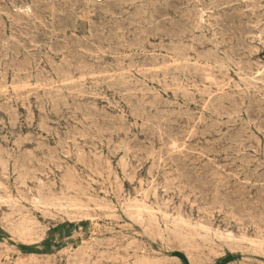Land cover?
Returning a JSON list of instances; mask_svg holds the SVG:
<instances>
[{
    "label": "rangeland",
    "instance_id": "obj_1",
    "mask_svg": "<svg viewBox=\"0 0 264 264\" xmlns=\"http://www.w3.org/2000/svg\"><path fill=\"white\" fill-rule=\"evenodd\" d=\"M82 1L0 0V264H264V0Z\"/></svg>",
    "mask_w": 264,
    "mask_h": 264
},
{
    "label": "bare ground",
    "instance_id": "obj_2",
    "mask_svg": "<svg viewBox=\"0 0 264 264\" xmlns=\"http://www.w3.org/2000/svg\"><path fill=\"white\" fill-rule=\"evenodd\" d=\"M69 1H70V0H69ZM76 1L78 2V0H76ZM83 1H84V0H83ZM83 1H82V2H83ZM85 1H86V0H85ZM105 1H106V0H105ZM108 1H109V0H108ZM115 1H116V0H115ZM159 1H160V0H159ZM162 1H163V0H162ZM169 1H170V0H169ZM195 1H196V0H195ZM235 1H237V0H235ZM52 2H53V0H52ZM55 2H56V1H55ZM55 2H54V3H55ZM82 2H81V3H82ZM88 2H89V1H88ZM88 2H87V3H88ZM123 2H124V1H123ZM135 2H137V1H135ZM166 2H167V1H166ZM191 2H192V1H191ZM197 2H198V1H197ZM207 2H208V1H207ZM207 2H206V3H207ZM221 2H222V1H221ZM230 2H231V1H230ZM230 2H229V3H230ZM79 3H80V2H79ZM101 3H103V2H101ZM121 3H122V2H121ZM167 3H168V2H167ZM188 3H189V2H188ZM211 3H212V2H211ZM211 3H210V4H211ZM260 3H261V2H260ZM34 4H35V2H34ZM69 4H70V2H69ZM95 4H96V3H95ZM103 4H104V3H103ZM153 4H154V2H153ZM155 4H156V3H155ZM219 4H220V3H219ZM223 4H224V3H223ZM35 5H36V4H35ZM37 5H40V4L37 3ZM55 5H56V4H55ZM65 5H66V4H65ZM70 5H71V4H70ZM104 5H105V4H104ZM115 5H116V4H115ZM123 5H124V4H123ZM125 5H127V4H125ZM150 5H151V4H150ZM150 5H149V6H150ZM212 5H214V4H212ZM221 5H222V3H221ZM226 5H227V4H226ZM229 5H230V4H229ZM229 5H228V6H229ZM231 5H232V4H231ZM235 5H236V4H235ZM254 5H255V4H254ZM254 5H253V6H254ZM51 6H52V5H51ZM63 6H64V5H63ZM63 6H62V8H64ZM74 6H75V4H74ZM109 6H110V5H109ZM140 6H141V4H140ZM146 6H147V5H146ZM149 6H148V7H149ZM161 6H162V5H161ZM167 6L169 7L168 4H167ZM181 6H182V5H181ZM193 6H194V5H193ZM219 6H220V5H219ZM246 6H247V5H246ZM246 6H245V7H246ZM71 7H72V6H71ZM99 7H100V6H99ZM110 7H111V6H110ZM113 7H114V6H113ZM135 7H137V6H135ZM150 7H151V6H150ZM164 7H165V5H164ZM189 7H190V5H189ZM212 7H213V6H212ZM214 7H215V6H214ZM248 7H249V6H248ZM37 8H38V7H37ZM57 8H58V7H57ZM69 8H70V7H69ZM83 8H84V7H83ZM85 8H86V6H85ZM114 8H115V7H114ZM131 8H132V7H131ZM153 8H155V7H153ZM176 8H177V7H176ZM176 8H175V10H176ZM200 8H201V7H200ZM224 8H225V7H224ZM242 8H243V7H242ZM43 9H45V8H43ZM60 9H61V8H60ZM108 9H109V8H108ZM145 9H146V8H145ZM145 9H144V10H145ZM147 9H148V8H147ZM178 9H179V8H178ZM215 9H216V8H215ZM233 9H234V8H233ZM258 9H259V8H258ZM258 9H257V10H258ZM32 10H33V9H32ZM55 10H56V8H55ZM70 10H71V9H70ZM73 10H74V9H73ZM105 10H106V9H105ZM109 10H110V9H109ZM118 10H119V9H118ZM154 10H155V9H154ZM196 10H197V9H196ZM246 10H247V9H246ZM134 11H135V10H134ZM139 11H141V10H139ZM228 11H229V10H228ZM236 11H237V10H236ZM240 11H241V10H240ZM254 11H255V10H254ZM254 11H253V12H254ZM41 12H42V11H41ZM41 12H40V13H41ZM56 12H57V10H56ZM58 12H59V11H58ZM71 12H72V11H71ZM155 12H156V11H155ZM155 12H154V13H155ZM167 12H168V11H167ZM185 12H187V11H185ZM225 12H226V11H225ZM225 12H224V13H225ZM30 13H31V12H30ZM33 13H34V12H33ZM44 13H45V12H44ZM59 13H60V12H59ZM78 13H79V12H78ZM126 13H127V12H126ZM135 13H136V12H135ZM146 13H147V12H146ZM180 13H181V12H180ZM198 13H199V12H198ZM241 13H242V12H241ZM47 14H48V12H47ZM60 14H61V13H60ZM112 14H113V13H112ZM147 14H148V13H147ZM155 14H157V13H155ZM210 14H211V13H210ZM212 14H213V13H212ZM257 14H258V13H257ZM31 15H32V14H31ZM37 15H38V13H37ZM52 15H53V14H52ZM68 15H69V14H68ZM72 15H74V14H72ZM130 15H131V14H130ZM190 15H191V14H190ZM223 15H224V14H223ZM246 15H247V14H246ZM38 16H39V15H38ZM38 16H37V17H38ZM41 16H42V14H41ZM53 16H54V15H53ZM123 16H124V15H123ZM149 16H150V15H149ZM178 16H179V15H178ZM181 16H182V15H181ZM183 16H184V15H183ZM205 16H206V15H205ZM224 16H225V15H224ZM261 16H262V15H261ZM261 16H260V17H261ZM263 16H264V15H263ZM39 17H40V16H39ZM45 17H46V16H45ZM45 17H44V18H45ZM54 17H56V16H54ZM115 17H116V16H115ZM143 17H144V16H143ZM150 17H151V16H150ZM174 17H175V16H174ZM190 17H191V16H190ZM236 17H237V16H236ZM257 17H258V16H257ZM33 18H34V17H33ZM73 18H74V17H73ZM111 18H112V17H111ZM122 18H123V17H122ZM138 18H139V17H138ZM141 18H142V17H141ZM165 18H166V16H165ZM169 18H170V17H169ZM200 18H201V17H200ZM200 18H199V19H200ZM202 18H203V17H202ZM207 18H208V17H207ZM226 18H227V17H225V19H226ZM37 19H38V18H37ZM37 19H36V20H37ZM114 19H115V18H114ZM187 19H188V18H187ZM199 19H198V20H199ZM204 19H205V18H204ZM246 19H247V18H246ZM38 20H39V19H38ZM46 20H47V19H46ZM109 20H110V19H109ZM141 20H142V19H141ZM143 20H144V19H143ZM161 20H162V19H161ZM164 20H165V19H164ZM196 20H197V19H196ZM40 21H41V20H40ZM51 21H52V20H51ZM56 21H57V20H56ZM68 21H69V20H68ZM151 21H152V20H151ZM154 21H155V20H154ZM185 21H186V20H185ZM234 21H235V20H234ZM248 21H249V20H248ZM71 22H72V21H71ZM111 22H112V21H111ZM111 22H110V23H111ZM186 22H187V21H186ZM211 22H212V21H211ZM255 22H256V21H255ZM107 23H108V22H107ZM117 23H118V22H117ZM128 23H129V22H128ZM157 23H158V22H157ZM222 23H223V22H222ZM251 23H252V22H251ZM47 24H48V23H47ZM50 24H51V23H50ZM54 24H55V23H54ZM54 24H52V25H54ZM168 24H169V23H168ZM207 24H208V22H207ZM216 24H217V22H216ZM224 24H225V23H224ZM38 25H39V24H38ZM59 25H60V24H59ZM70 25H71V24H70ZM93 25H94V24H93ZM114 25H115V24H114ZM133 25H134V24H133ZM146 25H147V24H146ZM146 25H143V26H146ZM148 25H149V24H148ZM151 25H152V24H151ZM188 25H189V24H188ZM212 25H213V24H212ZM248 25H251V24H248ZM248 25H247V26H248ZM255 25H256V24H255ZM40 26H42V25L40 24ZM61 26H62V25H61ZM84 26H85V25H84ZM84 26H83V27H84ZM89 26H90V25H89ZM95 26H96V25H95ZM117 26H118V25H117ZM154 26H155V25H154ZM235 26H236V25H235ZM252 26H253V25H252ZM257 26H259V25H257ZM45 27H46V26H45ZM53 27H54V26H53ZM71 27H72V25L70 26V29H71ZM73 27H74V26H73ZM92 27H94V26H92ZM114 27H115V26H114ZM141 27H142V26H141ZM213 27H214V26H213ZM236 27H237V26H236ZM39 28H40V27H39ZM43 28H44V27H43ZM65 28H66V27H65ZM74 28H75V27H74ZM94 28H95V27H94ZM129 28H130V26H129ZM138 28H140V27H138ZM256 28H258V27H256ZM45 29H46V28H45ZM45 29H44V30H45ZM84 29H85V28H84ZM88 29H89V28H88ZM92 29H93V28H92ZM48 30H49V28H48ZM63 30H64V29H63ZM67 30H68V28H67ZM118 30H120V28H119ZM135 30H136V29H135ZM148 30H150V29H148ZM197 30H198V29H197ZM241 30H242V29H241ZM75 31H76V30H75ZM90 31H92V30H90ZM104 31H105V30H104ZM104 31H103V32H104ZM110 31H111V30H110ZM138 31H140V30L138 29ZM164 31H165V30H164ZM187 31H188V30H187ZM201 31H202V30H201ZM257 31H258V29H257ZM122 32H123V31L121 30V33H122ZM195 32H197V31H195ZM195 32H194V33H195ZM55 33H56V32H55ZM58 33H59V32H58ZM62 33H63V32H62ZM88 33H89V32H88ZM94 33H95V32H94ZM96 33H97V32H96ZM194 33H193V34H194ZM237 33H238V32H237ZM258 33H260V32H258ZM48 34H49V33H48ZM64 34H65V33H64ZM129 34H130V33H129ZM129 34H128V36H129ZM139 34H142V33L139 32ZM150 34H151V32H150ZM153 34H154V33H153ZM189 34H190V33H189ZM195 34H196V33H195ZM195 34H194V36H195ZM239 34H240V33H239ZM263 34H264V32H263ZM62 35H63V34H62ZM70 35H71V34H70ZM101 35H102V34H101ZM103 35H104V34H103ZM119 35H120V34H119ZM146 35H147V34H146ZM166 35L168 36V34H166ZM200 35H201V34H200ZM200 35H199V36H200ZM202 35H203V34H202ZM227 35H228V34H227ZM231 35H233V34H231ZM242 35H243V34H242ZM248 35H249V34H248ZM71 36H72V35H71ZM93 36H94V35H93ZM95 36H96V35H95ZM131 36H132V34H131ZM134 36H135V35H134ZM149 36H150V35H149ZM180 36H181V35H180ZM210 36H211V35H210ZM255 36H256V35H255ZM63 37H64V36H63ZM91 37H92V36H91ZM117 37H118V36H117ZM137 37H139V35H138ZM151 37H152V36H151ZM211 37H212V36H211ZM248 37H249V36H248ZM79 38H80V37H79ZM85 38H86V37H85ZM114 38H115V37H114ZM124 38H125V37H124ZM135 38H136V37H135ZM168 38H169V37H168ZM197 38H198V37H197ZM213 38H214V37H213ZM241 38H242V37H241ZM63 39H64V38H63ZM108 39H109V37H108ZM140 39H141V38H140ZM152 39H153V38H152ZM165 39H166V38H165ZM172 39H173V38H172ZM179 39H180V38H179ZM205 39H206V38H205ZM228 39H229V35H228ZM70 40H71V39H70ZM88 40H89V39H88ZM146 40H147V39H146ZM170 40H171V39H170ZM176 40H177V39H176ZM192 40H193V39H192ZM262 40H263V38H262ZM28 41H29V39H28ZM45 41H46V40H45ZM62 41H63V40H62ZM101 41H102V40H101ZM120 41H121V40H120ZM126 41H127V40H126ZM148 41H149V39H148ZM180 41H181V39H180ZM203 41H204V40H203ZM207 41H208V40H207ZM221 41H222V40H221ZM50 42H51V40H50ZM117 42H118V41H117ZM170 42H171V41H170ZM252 42H253V40H252ZM42 43H43V42H42ZM62 43H63V42H62ZM69 43H71V41H70ZM93 43H94V42H93ZM99 43H100V42H99ZM115 43H116V41H115ZM178 43H180V42H178ZM208 43H209V42H208ZM143 44H144V43H143ZM150 44H151V43H150ZM211 44H212V43H210V45H211ZM231 44H233V43H231ZM131 45H132V44H131ZM155 45H156V44H155ZM167 45H168V44H167ZM167 45H166V46H167ZM183 45H184V44H183ZM205 45H207V44H205ZM214 45H215V44H214ZM68 46H69V44H68ZM107 46H108V45H107ZM126 46H127V45H126ZM161 46H162V45H161ZM168 46H169V45H168ZM170 46H171V45H170ZM191 46H192V45H191ZM201 46H202V45H201ZM203 46H204V45H203ZM203 46H202V47H203ZM212 46H213V45H212ZM221 46H222V45H221ZM26 47H27V46H26ZM26 47H25V48H26ZM116 47H117V46H116ZM116 47H115V48H116ZM142 47H143V45H142ZM156 47H157V46H156ZM186 47H187V44H186ZM22 48H23V47H22ZM27 48H28V47H27ZM27 48H26V49H27ZM39 48H41V47H39ZM48 48H49V47H47V49H48ZM67 48H68V47H67ZM93 48H94V47H93ZM131 48H132V47H131ZM177 48H178V47H177ZM187 48H188V47H187ZM191 48H192V47H191ZM242 48H243V47H242ZM251 48H252V47H251ZM94 49H96V48H94ZM97 49H98V48H97ZM134 49H135V48H134ZM136 49H137V48H136ZM211 49H212V48H211ZM233 49H235V48H233ZM252 49H253V48H252ZM45 50H46V49H45ZM49 50H50V49H49ZM51 50H52V49H51ZM101 50H102V49H101ZM107 50H108V49H107ZM137 50H138V49H137ZM139 50H140V49H139ZM150 50H151V49H150ZM160 50H161V49H160ZM162 50H163V49H162ZM209 50H210V49H209ZM82 51H83V50H82ZM142 51H143V50H142ZM192 51H193V50H192ZM200 51H201V50H200ZM233 51H234V50H233ZM235 51H236V50H235ZM244 51H245V50H244ZM248 51H249V50H248ZM250 51H251V50H250ZM255 51H256V50H255ZM38 52H39V50H38ZM62 52L64 53V51H62ZM111 52H112V51H111ZM143 52H144V51H143ZM201 52H202V51H201ZM251 52H252V51H251ZM22 53H23V52H22ZM63 53H62V54H63ZM65 53H66V50H65ZM78 53H79V52H78ZM100 53L103 54L104 51H103V52H100ZM115 53H116V52H115ZM170 53H171V52H170ZM172 53H173V51H172ZM177 53H178V52H177ZM180 53H181V52H180ZM214 53H215V52H214ZM220 53H221V52H220ZM224 53H225V52H224ZM249 53H250V52H249ZM262 53H263V51H262ZM12 54H13V52H12ZM28 54H29V53H28ZM42 54H43V53H42ZM52 54H53V53H52ZM120 54H121V53H120ZM239 54H240V53H239ZM239 54H238V55H239ZM251 54H253V53H251ZM260 54H261V53H260ZM18 55H19V54H18ZM26 55H27V52H26ZM80 55H81V54H80ZM141 55H142V54H141ZM173 55H174V54H173ZM180 55H181V54H180ZM180 55H179V56H180ZM182 55H183V53H182ZM229 55H230V54H229ZM246 55H247V54H246ZM19 56H20V55H19ZM32 56H33V55H32ZM65 56H66V55H65ZM93 56H94V55H93ZM119 56H120V55H119ZM119 56H118V57H119ZM161 56H162V55H161ZM161 56H159V57H161ZM170 56H172V55H170ZM183 56H184V55H183ZM219 56H220V55H219ZM16 57H17V56H16ZM23 57H24V56H23ZM30 57H31V56H30ZM42 57H43V56H42ZM57 57H58V56H57ZM59 57H60V56H59ZM61 57H62V56H61ZM76 57H78V56H76ZM97 57H99V56H97ZM123 57H124V56H123ZM140 57H141V56H140ZM153 57H154V56H153ZM155 57H156V56H155ZM175 57H176V55H175ZM188 57H189V56H188ZM229 57H230V56H229ZM49 58H50V56H49ZM66 58H67V57H66ZM156 58H157V57H156ZM180 58H181V57H180ZM202 58H203V57H202ZM36 59H37V58H36ZM43 59H44V58H43ZM46 59H47V58H46ZM46 59H45V60H46ZM84 59H85V58H84ZM92 59H93V57H92ZM100 59H101V58H100ZM104 59H105V58H104ZM163 59H164V58H163ZM171 59H172V58H171ZM224 59H225V57H224ZM51 60H52V59H51ZM73 60H74V59H73ZM73 60H72V63H73ZM172 60H173V59H172ZM197 60H198V59H197ZM210 60H211V59H210ZM257 60H259V59H257ZM24 61H25V60H24ZM41 61H42V60H41ZM96 61H99V60H96ZM162 61H163V60H162ZM186 61H187V59H186ZM202 61H204V60H202ZM240 61H241V60H240ZM12 62H13V61H12ZM28 62H29V61H28ZM59 62H60V61H59ZM61 62H63V61H61ZM123 62H124V60H123ZM144 62H145V61H144ZM157 62H158V59H157ZM236 62H237V61H236ZM249 62H250V61H249ZM260 62L262 63V61H260ZM45 63H46V62H45ZM47 63H48V61H47ZM65 63H66V62H65ZM151 63H152V62H151ZM151 63H150V64H151ZM173 63H174V62H173ZM175 63H177V62H175ZM184 63H185V61H184ZM191 63H192V62H191ZM209 63L211 64L212 62L210 61ZM225 63H226V62H225ZM225 63H224V64H225ZM29 64H30V63H29ZM51 64H53V63H51ZM121 64H122V63H121ZM129 64H130V63H129ZM152 64H153V63H152ZM162 64H163V63H162ZM164 64H165V62H164ZM171 64H172V63H171ZM189 64H190V63H189ZM193 64H194V62H193ZM212 64H213V63H212ZM250 64H251V63H250ZM253 64H254V63H253ZM72 65H74V64H72ZM113 65H114V64H113ZM116 65H117V64H116ZM191 65H192V64H191ZM200 65H201V64H200ZM213 65H215V64H213ZM220 65H221V64H220ZM233 65H234V64H233ZM21 66H22V65H21ZM79 66H80V65H79ZM90 66H91V65H90ZM108 66H109V65H108ZM128 66H129V68H130V66H132V65H128ZM192 66H193V65H192ZM218 66H219V65H218ZM234 66H235V65H234ZM239 66H240V65H239ZM258 66H259V65H258ZM35 67H36V66H35ZM72 67H73V66H72ZM105 67H107V66H105ZM122 67H123V65H122ZM175 67H176V66H175ZM219 67H220V66H219ZM223 67H224V66H223ZM14 68H15V67H14ZM36 68H37V67H36ZM36 68H35V69H36ZM52 68H53V67H52ZM52 68H51L50 70H52ZM107 68H108V67H107ZM110 68H111V67H110ZM110 68H109V69H110ZM117 68H118V66H117ZM156 68H157V67H156ZM184 68H185V67H184ZM184 68H183V69H184ZM187 68H188V67H187ZM242 68H243V67H242ZM17 69H18V68H17ZM53 69H54V68H53ZM102 69H103V68H102ZM131 69H132V68H131ZM147 69H148V68H147ZM147 69H145V70H147ZM154 69H155V68H154ZM157 69H158V68H157ZM181 69H182V68H181ZM183 69H182V71H183ZM204 69H205V68H204ZM208 69H209V68H208ZM244 69H245V68H244ZM24 70H25V68H24ZM37 70H39V68H37ZM71 70H72V69H71ZM78 70H79V69H78ZM95 70H96V69H95ZM95 70H94V72H95ZM112 70H113V69H112ZM133 70H134V69H133ZM176 70H177V68L175 69V71H176ZM188 70H189V69H188ZM192 70H193V69H192ZM201 70H202V69H201ZM240 70H241V69H240ZM251 70H252V69H251ZM58 71H59V70H58ZM80 71H81V70H80ZM80 71H79V72H80ZM109 71H110V70H109ZM147 71H148V70H147ZM221 71H222V68H221ZM228 71H229V70H228ZM7 72H9V71H7ZM7 72H6V73H7ZM19 72H20V70H19ZM21 72H22V71H21ZM31 72H32V71H31ZM77 72H78V71H77ZM77 72H76V73H77ZM88 72H89V71H88ZM148 72H149V71H148ZM194 72H195V71H194ZM211 72H212V71H211ZM246 72H247V71H246ZM258 72H259V71H257V73H258ZM262 72H263V71H262ZM23 73H24V72H23ZM23 73H22V74H23ZM27 73H28V72H27ZM34 73H35V72H34ZM55 73H56V72H55ZM83 73H84V72H83ZM86 73H87V72H86ZM102 73H105V72H102ZM107 73H108V72H107ZM109 73H110V72H109ZM123 73H124V71H123ZM135 73H136V72H135ZM183 73H184V71H183ZM196 73H197V71H196ZM199 73H202V72L200 71ZM203 73H204V72H203ZM203 73H202V74H203ZM217 73H218V72H217ZM255 73H256V72H255ZM25 74H26V73H25ZM92 74H93V73H92ZM92 74H91V75H92ZM114 74H115V73H114ZM117 74H118V72H117ZM215 74H216V73H215ZM0 75H1V74H0ZM63 75H64V74H63ZM65 75H66V74H65ZM72 75H73V72H72ZM72 75H71V76H72ZM210 75H212V74H210ZM216 75H217V74H216ZM27 76H28V75H27ZM27 76H26V77H27ZM31 76H32V74H31ZM68 76H70V75L68 74L67 77H68ZM88 76H90V75H88ZM96 76H97V75H96ZM102 76H103V75H102ZM104 76H106V74H105ZM119 76H120V75H119ZM200 76H201V75H200ZM236 76H237V74H236ZM238 76H241V75H238ZM19 77H20V76H19ZM83 77H84V76L82 75V78H83ZM92 77H93V76H92ZM106 77H107V76H106ZM106 77H103V78H106ZM120 77H121V76H120ZM172 77H173V76H172ZM204 77H206L205 74H204ZM212 77H213V76H212ZM212 77H209V78H212ZM219 77H220V75H219ZM246 77H247V76H246ZM251 77H253V75H252ZM15 78H16V77H15ZM30 78H31V77H30ZM35 78H36V77H35ZM71 78H72V77H71ZM79 78H80V77H79ZM79 78H78V79H79ZM94 78H95V76H94ZM142 78H143V76H142ZM175 78H176V77H175ZM201 78H202V77H201ZM207 78H208V77H207ZM207 78H206V80H207ZM209 78H208V79H209ZM214 78H215V77H214ZM249 78H250V77H249ZM259 78H260V77H259ZM1 79H2V78H1ZM22 79L24 80V77H23ZM26 79H27V78H26ZM31 79H32V78H31ZM39 79L41 80V78H39ZM43 79H44V78H43ZM43 79H42V80H43ZM57 79H58V78H57ZM66 79H67V78H66ZM66 79H65L64 81H67ZM68 79H69V78H68ZM98 79H99V78H98ZM119 79H120V78H119ZM121 79H122V78H121ZM129 79H130V77H129ZM129 79H128V80H129ZM228 79H229V78H228ZM242 79L244 80V78H242ZM253 79H254V78H253ZM253 79H252V80H253ZM11 80H12V79H11ZM17 80H18V79H17ZM50 80H51V79H50ZM58 80H59V79H58ZM69 80H70V79H69ZM79 80H80V79H79ZM123 80H124V79H123ZM206 80H205V81H206ZM212 80H213V79H212ZM223 80H224V79H223ZM13 81H14V79H13ZM26 81H27V80H26ZM29 81H30V80H29ZM54 81H55V80H54ZM77 81H78V80H77ZM77 81L75 80V82H77ZM81 81H82V80H81ZM84 81H85V80H84ZM124 81H125V80H124ZM166 81H167V80H166ZM169 81H170V80H169ZM172 81H173V80H172ZM208 81H209V80H208ZM215 81H216V80H215ZM235 81H236V80H235ZM257 81H258V80H257ZM11 82H12V81H11ZM16 82H17V81H16ZM20 82H21V81H20ZM23 82H24V81H23ZM23 82H21V83L24 84ZM37 82H38V81H37ZM55 82H56V81H55ZM70 82L72 83L73 81H70ZM75 82H73V83H75ZM125 82H126V81H125ZM175 82H177V81H175ZM213 82H214V81H213ZM217 82H218V81H217ZM231 82H232V81H231ZM245 82H246V81H245ZM12 83H13V82H12ZM12 83H11V84H12ZM29 83H30V82H29ZM52 83H53V82H52ZM137 83H138V82H137ZM170 83H171V82H170ZM178 83H179V82H178ZM193 83H194V82H193ZM208 83H209V82H208ZM210 83H211V82H210ZM210 83H209V84H210ZM214 83H216V82H214ZM227 83H228V82H227ZM237 83H238V82H237ZM239 83H240V82H239ZM241 83H242V82H241ZM246 83H247V82H246ZM249 83H250V82H249ZM260 83H261V82H259V85H260ZM13 84H14V83H13ZM25 84H26V83H25ZM34 84H35V83H34ZM63 84H65V82H64ZM66 84H68V83H66ZM75 84H76V83H75ZM96 84H97V83H96ZM117 84H118V83H117ZM117 84H116V85H117ZM122 84H123V83L121 82V85H122ZM184 84H185V83H184ZM234 84H235V83H234ZM247 84H248V83H247ZM3 85H4V84H3ZM15 85H16V84H14L13 86H15ZM40 85H43V84H40ZM45 85H47V84H45ZM50 85H51V84H50ZM57 85H58V83H57ZM69 85H71V84H69ZM69 85H68V86H69ZM72 85H73V84H72ZM72 85H71V86H72ZM113 85H115V84H113ZM118 85H119V84H118ZM145 85H146V84H145ZM157 85H158V84H157ZM175 85H177V84H175ZM185 85H186V84H185ZM232 85H233V84H232ZM250 85H251V84H250ZM255 85H256V83H255ZM21 86H22V85H20V87H21ZM27 86H28V84H27ZM30 86H31V85H30ZM43 86H44V85H43ZM43 86H42V87H43ZM62 86H63V85H62ZM64 86H65V85H64ZM64 86H63V87H64ZM134 86H135V85H134ZM203 86H206V85H203ZM215 86H216V85H215ZM253 86H254V85H253ZM11 87H12V86H11ZM11 87H10V88H11ZM15 87H16V86H15ZM31 87H32V86H31ZM34 87H35V86H34ZM60 87H61V86H60ZM66 87H67V86H66ZM72 87H73V86H72ZM97 87H98V86H97ZM106 87H107V86H106ZM111 87H112V86H110V88H111ZM119 87H120V86H119ZM121 87H122V86H121ZM125 87H127V86H125ZM177 87H178V86H177ZM218 87H220V86H218ZM221 87H222V86H221ZM223 87H224V86H223ZM233 87H234V86H233ZM236 87H237V86H236ZM238 87H239V86H238ZM246 87H247V86H246ZM17 88H18V87H16L15 89H17ZM23 88H24V87H23ZM55 88H57V87H55ZM61 88H62V87H61ZM64 88H65V87H64ZM108 88H109V87H108ZM112 88H113V87H112ZM112 88H111V89H112ZM128 88H129V87H128ZM148 88H149V87H148ZM148 88H147V89H148ZM203 88H204V87H203ZM239 88H240V87H239ZM249 88H250V87H249ZM255 88H256V87H255ZM255 88H254V89H255ZM258 88H259V86H258ZM3 89H4V88H3ZM3 89H2V90H3ZM25 89H26V88H25ZM45 89H46V88H45ZM59 89H60V88H59ZM62 89H63V88H62ZM62 89H61V90H62ZM76 89H77V88H76ZM80 89H81V88H80ZM120 89H121V88H120ZM123 89H124V88H123ZM132 89H133V88H132ZM177 89H178V88H177ZM183 89L185 90V88H183ZM198 89H199V88H198ZM217 89H219V88H217ZM223 89H224V88H223ZM247 89H248V88H247ZM12 90H13V88H12ZM19 90H20V89H19ZM21 90H22V89H21ZM23 90H24V89H23ZM42 90H43V89H42ZM50 90H52V89H50ZM55 90H56V89H55ZM78 90H79V89H78ZM108 90H109V89H108ZM249 90H250V89H249ZM251 90H252V89H251ZM259 90H260V88H259ZM0 91H1V90H0ZM6 91H7V90H6ZM14 91H15V90H14ZM63 91H64V90H63ZM134 91H135V90H134ZM138 91L140 92V90H138ZM146 91H147V90H146ZM206 91H207V90H206ZM224 91H225V89H224ZM243 91H244V90H243ZM246 91H247V90H246ZM261 91H262V90H261ZM44 92H45V91H44ZM50 92H51V91H50ZM50 92H49V94H50ZM57 92H58V91H57ZM123 92H124V90H123ZM151 92H152V91H151ZM203 92H205V91H203ZM203 92H202V93H203ZM250 92H251V91H250ZM262 92H263V91H262ZM32 93H33V92H32ZM32 93H31V94H32ZM78 93H79V92H78ZM124 93H125V92H124ZM124 93H123V94H124ZM128 93H129V92H128ZM142 93H143V92H142ZM147 93H149V92H147ZM157 93H159V92H157ZM157 93H156V94H157ZM184 93H185V91H184ZM188 93H189V91H188ZM188 93H187V94H188ZM207 93H208V92H207ZM217 93H218V92H217ZM34 94H36V93L34 92ZM58 94H59V93H58ZM84 94H85V93H84ZM152 94H153V93H152ZM187 94H186V95H187ZM209 94H211V93H209ZM215 94H216V93H215ZM244 94H245V93H244ZM261 94H262V93H261ZM32 95H33V94H32ZM44 95H45V94H44ZM52 95H53V94H52ZM60 95H62V94H60ZM82 95H83V94H82ZM121 95H122V94H121ZM159 95H160V94H159ZM159 95H158V96H159ZM188 95H189V94H188ZM218 95H219V94H218ZM257 95H258V94H257ZM35 96H36V95H35ZM48 96H49V95H48ZM86 96H88V95H86ZM136 96H137V95H136ZM155 96H156V95H155ZM158 96H157V97H158ZM194 96H195V95H194ZM199 96H200V94H199ZM206 96H207V95H206ZM210 96H211V95H210ZM212 96H213V95H212ZM214 96H215V95H214ZM248 96H249V95H248ZM45 97H46V95H45ZM45 97H44V98H45ZM49 97H51V96H49ZM52 97L54 98V96H52ZM58 97H59V96H58ZM74 97H76V96H74ZM122 97H123V96H122ZM132 97H133V96H132ZM132 97H130V98H132ZM159 97H160V96H159ZM186 97H187V96H186ZM217 97H218V96H217ZM222 97H224V96H222ZM262 97H263V96H262ZM18 98H19V97H18ZM53 98H51V99H53ZM56 98H57V97H56ZM60 98H61V97H59V100H60ZM62 98H63V97H62ZM62 98H61V99H62ZM154 98H155V97H154ZM154 98H153V99H154ZM210 98H211V97H210ZM210 98H209V99H210ZM215 98H216V97H215ZM34 99L37 100L36 98H34ZM39 99H40V98H39ZM45 99H46V101H47V98H45ZM51 99H50V100H51ZM65 99H66V97H65ZM71 99H72V98H71ZM81 99H82V98H81ZM134 99H135V98H134ZM155 99H156V98H155ZM162 99H163V98H162ZM192 99H193V98H192ZM222 99H223V98H222ZM245 99H246V98H245ZM53 100H54V99H53ZM128 100H129V99H128ZM128 100H126V101L128 102ZM232 100H233V99H232ZM260 100H261V99H260ZM10 101H11V100H10ZM17 101H18V100H17ZM39 101H40V100H39ZM130 101H131V100H130ZM158 101H159V100H158ZM158 101H157V102H158ZM165 101H166V100H165ZM235 101H236V100H235ZM235 101H234V102H235ZM61 102H63V101H61ZM61 102H60V103H61ZM65 102H67V101H65ZM122 102H123V101H122ZM163 102H164V100H163ZM195 102H196V101H195ZM234 102H233V103H234ZM247 102H249V101H247ZM256 102H257V101H255V103H256ZM23 103H24V102H23ZM58 103H59V102H58ZM128 103H129V102H128ZM141 103H142V102H141ZM141 103H140V104H141ZM146 103H147V102H146ZM149 103H150V102H149ZM189 103H190V102H189ZM15 104H16V103H15ZM48 104H49V103H48ZM52 104H53V103H52ZM131 104H132V103H131ZM140 104H139V105H140ZM143 104H144V103H143ZM143 104H142V105H143ZM158 104H159V102H158ZM54 105H55V104H54ZM57 105H58V104H57ZM68 105H69V103H68ZM127 105H128V104H127ZM148 105H149V104H148ZM148 105H147V106H148ZM156 105H157V104H156ZM156 105H155V106H156ZM171 105H172V103H171ZM173 105H174V104H173ZM175 105H177V104H175ZM175 105H174V106H175ZM179 105H181V104H179ZM211 105H212V104H211ZM214 105H215V104H214ZM223 105H224V104H223ZM63 106H64V105H63ZM79 106H80V105H79ZM128 106H129V105H128ZM133 106H134V105H133ZM140 106H141V105H140ZM143 106H144V105H143ZM151 106H152V105H151ZM182 106H183V105H182ZM182 106H181V107H182ZM217 106H218V105H217ZM219 106H222V105H219ZM219 106H218V108H219ZM224 106H225V105H224ZM7 107H8V106H7ZM7 107L5 106L4 108H7ZM12 107H13V106H12ZM40 107H41V106H40ZM55 107H56V106H55ZM65 107H66V106H65ZM71 107H72V106H71ZM129 107H130V106H129ZM141 107H142V106H141ZM141 107H140V108H141ZM149 107H150V106H149ZM178 107H179V106H178ZM235 107H236V106H235ZM51 108H52V107H51ZM67 108H69V107H67ZM81 108H82V107H81ZM93 108H94V106H93ZM95 108H96V107H95ZM108 108H109V107H108ZM131 108H132V107H131ZM133 108H134V107H133ZM136 108H137V107H136ZM212 108H213V107H212ZM39 109H41V108H39ZM55 109H56V108H55ZM79 109H80V108H79ZM101 109H102V108H101ZM137 109H138V108H137ZM150 109H151V107H150ZM220 109H221V108H220ZM236 109H237V108H236ZM2 110H3V108H2ZM12 110H14V108H13ZM15 110H16V109H15ZM42 110H44V109H42ZM70 110H72V109H70ZM103 110H105V109H103ZM132 110H133V109H132ZM186 110H187V109H186ZM188 110H189V109H188ZM44 111H45V110H44ZM52 111H53V110H52ZM59 111H60V110H59ZM83 111H84V110H83ZM95 111H96V110H95ZM110 111H111V110H110ZM139 111H140V110H139ZM139 111H138V112H139ZM155 111H156V110H155ZM167 111H168V110H167ZM172 111H173V110H172ZM172 111H171V112H172ZM180 111L182 112V110H180ZM183 111H184V110H183ZM218 111H219V109H218ZM218 111H217V112H218ZM222 111H223V110H222ZM236 111H238V110H236ZM11 112H12V111H11ZM61 112H62V111H61ZM78 112H79V111H78ZM84 112H85V111H84ZM96 112H97V111H96ZM100 112H101V110H100ZM136 112H137V111H136ZM136 112H135V113H136ZM142 112H143V111H142ZM202 112H203V111H202ZM225 112H226V111H225ZM1 113H2V112H1ZM15 113H17V112H15ZM30 113H31V112H30ZM80 113H81V112H80ZM85 113H86V112H85ZM130 113H131V112H130ZM178 113H179V112H178ZM192 113H193V112H192ZM196 113H197V112H196ZM221 113H222V112H221ZM17 114H18V113H17ZM31 114H32V113H31ZM31 114H30V115H31ZM44 114H45V113H44ZM54 114H55V113H54ZM136 114H137V113H136ZM150 114H151V113H150ZM150 114H149V115H150ZM157 114H158V113H157ZM169 114H170V113H169ZM214 114H215V112H214ZM216 114H218V113H216ZM107 115H108V114H107ZM133 115H134V114H132L131 116L133 117ZM145 115H146V114H145ZM167 115H168V114H167ZM170 115H174V114H170ZM175 115H176V114H175ZM177 115H178V114H177ZM218 115H219V114H218ZM224 115H225V114H224ZM10 116H11V115H10ZM12 116H13V115H12ZM15 116H16V115H15ZM15 116H14V117H15ZM56 116H57V115H56ZM77 116H78V115H77ZM97 116H98V115H97ZM138 116H139V114H138ZM146 116H147V115H146ZM150 116H151V115H150ZM159 116H160V115H159ZM180 116H181V115H180ZM183 116H184V115H183ZM228 116H229V115H228ZM14 117H13V118H14ZM16 117H17V116H16ZM45 117H46V116H45ZM154 117H155V116H154ZM154 117H153V118H154ZM157 117H158V116H157ZM204 117H205V116H204ZM13 118H12V119H13ZM86 118H87V117H86ZM88 118H89V117H88ZM97 118H98V117H97ZM113 118H114V117H113ZM136 118H137V117H136ZM138 118H139V117H138ZM213 118H214V117H213ZM228 118H229V117H228ZM30 119H31V118H30ZM40 119H41V118H40ZM42 119H43V118H42ZM70 119H71V118H70ZM76 119H78V118H76ZM115 119H116V118H115ZM145 119H146V118H145ZM174 119H175V118H174ZM203 119H204V118H203ZM14 120H15V119H14ZM14 120H13V121H14ZM101 120H102V119H101ZM112 120H113V119H112ZM136 120H137V119H136ZM215 120H216V119H215ZM234 120H235V119H234ZM236 120H237V119H236ZM11 121H12V120H11ZM13 121H12V122H13ZM30 121H31V120H30ZM32 121H33V120H32ZM42 121H43V120H42ZM86 121H87V120H86ZM104 121H105V120H104ZM165 121H166V120H165ZM170 121H172V120H170ZM211 121H212V120H211ZM222 121H223V120H222ZM227 121H228V119H227ZM230 121H231V120H230ZM238 121H239V120H238ZM12 122H11V123H12ZM16 122H17V121H16ZM77 122H78V121H77ZM94 122H95V121H94ZM97 122H98V121H97ZM106 122H107V121H106ZM110 122H111V120H110ZM110 122H109V123H110ZM117 122H118V121H117ZM120 122H121V121H120ZM180 122H181V121H180ZM180 122H179V123H180ZM200 122H201V121H200ZM202 122H203V121H202ZM240 122H241V121H240ZM56 123H57V122H56ZM81 123H82V121H81ZM86 123H87V122H86ZM88 123H89V122H88ZM101 123H102V122H101ZM118 123H119V122H118ZM141 123H142V122H141ZM145 123H146V122H145ZM212 123H213V122H211V124H212ZM41 124H42V123H41ZM90 124H91V123H90ZM110 124H111V123H110ZM136 124H137V123H136ZM150 124H151V123H150ZM11 125H12V124H11ZM18 125H19V124H18ZM43 125H44V124H42L41 126H43ZM81 125H82V124H81ZM99 125H100V124H99ZM134 125H135V124H134ZM206 125H207V124H206ZM219 125H220V124H219ZM69 126H70V125H69ZM72 126H73V125H72ZM92 126H93V125H92ZM145 126H146V124H145ZM165 126H167V125L165 124ZM190 126H191V125H190ZM194 126H195V125H194ZM11 127H12V126H11ZM82 127H83V126H82ZM132 127H133V126H132ZM143 127H144V126H143ZM160 127H161V125H160ZM199 127H200V126H199ZM213 127L215 128V126H213ZM12 128H13V127H12ZM20 128H21V127H20ZM51 128H52V127H51ZM71 128H72V127H71ZM77 128H78V127H77ZM83 128H84V127H83ZM101 128H102V127H101ZM101 128H100V129H101ZM104 128H105V126H104ZM115 128H116V127H115ZM123 128H124V127H123ZM141 128H142V127H141ZM155 128H156V127H155ZM191 128H192V127H191ZM243 128H244V127H243ZM42 129H43V127H42ZM46 129H47V128H46ZM93 129H94V128H93ZM106 129H107V128H106ZM144 129H145V128H144ZM148 129H149V128H148ZM174 129H175V128H174ZM192 129H193V128H192ZM217 129H218V128H217ZM234 129H235V128H234ZM55 130H56V129H55ZM89 130H90V128H89ZM104 130H105V129H104ZM162 130H164V129H162ZM235 130H236V129H235ZM41 131H42V130H41ZM44 131H45V129L43 130V132H44ZM56 131H57V130H56ZM82 131H83V130H82ZM95 131H96V130H95ZM100 131H101V130H100ZM147 131H148V130H147ZM170 131H171V129H170ZM172 131H173V130H172ZM178 131H179V130H178ZM220 131H221V129H220ZM71 132H72V131H71ZM79 132H80V131H79ZM87 132H88V131H87ZM87 132H86V133H87ZM91 132H92V131H91ZM108 132H109V131H108ZM168 132H169V131H168ZM214 132H215V131H214ZM57 133H58V132H57ZM72 133H73V132H72ZM100 133H101V132H100ZM160 133H162V131H161ZM175 133H176V132H175ZM216 133H217V132H216ZM47 134H49V133H47ZM66 134H67V133H66ZM88 134H89V133H88ZM94 134H95V132H94ZM148 134H149V133H148ZM153 134H154V132H153ZM171 134H173V133H171ZM182 134H183V133H182ZM182 134H181V135H182ZM217 134H218V133H217ZM27 135H28V134H27ZM55 135H56V134H55ZM68 135H69V133H68ZM73 135H74V134H73ZM84 135H85V133H84ZM89 135H90V134H89ZM91 135H92V134H91ZM91 135H90V136H91ZM102 135H103V134H102ZM120 135H121V134H120ZM160 135H161V134H160ZM202 135H203V134H202ZM224 135H225V134H224ZM239 135H240V134H239ZM77 136H78V135H77ZM154 136H155V135H154ZM163 136H164V135H163ZM183 136H184V135H183ZM229 136H230V135H229ZM79 137H80V136H79ZM96 137H97V136H96ZM125 137H126V136H125ZM127 137H128V136H127ZM156 137H157V136H156ZM158 137H159V136H158ZM177 137H178V136H177ZM190 137H191V136H190ZM227 137H228V136H227ZM227 137H226V138H227ZM232 137H233V136H232ZM56 138H57V136H56ZM61 138H62V137H61ZM66 138H67V136H66ZM88 138H89V137H88ZM117 138H118V137H117ZM121 138H122V137H121ZM128 138H129V137H128ZM134 138H135V137H134ZM134 138H133V139L131 138V139L134 140ZM146 138H147V137H146ZM152 138H153V136H152ZM175 138H176V137H175ZM226 138H225V139H226ZM230 138H231V137H230ZM33 139H34V138H33ZM98 139H99V138H98ZM135 139H136V138H135ZM147 139H148V138H147ZM166 139H167V138H166ZM171 139H172V138H171ZM189 139H190V138H189ZM5 140H6V138H5ZM18 140H19V139H18ZM20 140H21V139H20ZM22 140H24V139H22ZM37 140H38V139H37ZM37 140H36V141H37ZM87 140H88V139H87ZM136 140H137V139H136ZM175 140H176V139H175ZM185 140H186V139H185ZM228 140H229V139H228ZM111 141H112V139H111ZM146 141H147V140H146ZM164 141H165V140H164ZM214 141H215V140H214ZM214 141H213V142H214ZM220 141H221V140H220ZM28 142H29V141H28ZM89 142L91 143L92 141H89ZM89 142H88V143H89ZM105 142H106V141H105ZM121 142H122V141H121ZM142 142H143V140H142ZM149 142H150V141H149ZM161 142H162V141H161ZM199 142H200V141H199ZM205 142H206V141H204V143H205ZM209 142H210V141H209ZM231 142H232V141H231ZM231 142H230V144H231ZM4 143H5V142H4ZM8 143H9V142H8ZM24 143H25V141H24ZM33 143H34V142H33ZM100 143H101V142H100ZM108 143H109V142H108ZM108 143H107V144H108ZM150 143H151V142H150ZM152 143H153V142H152ZM152 143H151V144H152ZM181 143H182V142H181ZM184 143H185V142H184ZM210 143H211V142H210ZM226 143H227V142H226ZM235 143H236V141H235ZM15 144H16V143H15ZM36 144H37V143H36ZM57 144H58V143H57ZM65 144H66V143H65ZM124 144H126V143H124ZM124 144H123V145H124ZM164 144H165V143H164ZM170 144H171V143H169V145H170ZM176 144H178V143H175V146H176ZM240 144H241V142H240ZM30 145H31V144H30ZM92 145H93V144H92ZM101 145H102V144H101ZM126 145H127V144H126ZM167 145H168V143H167ZM167 145H166V146H167ZM171 145H172V144H171ZM257 145H258V144H257ZM19 146H20V145H19ZM32 146H33V145H32ZM90 146H91V145H90ZM93 146L95 147V144H94ZM93 146H92V147H93ZM119 146H120V145H119ZM121 146H122V145H121ZM121 146H120V147H121ZM172 146H174V145H172ZM172 146H169V147H172ZM183 146L186 147V145H184V144H183ZM190 146H191V145H190ZM230 146H231V145H230ZM235 146H236V144H235ZM63 147H64V146H63ZM113 147H114V146H113ZM134 147H135V146H134ZM136 147H137V146H136ZM139 147H142V146H139ZM154 147H155V146H154ZM161 147H162V146H161ZM184 147H183V149L181 148L183 151H184ZM193 147H194V146H193ZM206 147H207V146H206ZM220 147H221V146H220ZM240 147H241V146H240ZM39 148H40V147H39ZM53 148H54V147H53ZM129 148H130V147H129ZM149 148H150V147H149ZM151 148H152V147H151ZM163 148H164V147H163ZM188 148H189V147H188ZM190 148H191V147H190ZM203 148H204V147H203ZM229 148H231V147H229ZM237 148H238V147H237ZM113 149H114V148H113ZM115 149H116V148H115ZM115 149H114V150H115ZM143 149H144V148H143ZM143 149H142V150H143ZM175 149H176V148H175ZM222 149H224V148H222ZM242 149H243V148H242ZM242 149H241V150H242ZM145 150H146V149H145ZM152 150H153V149H152ZM173 150H174V149H173ZM179 150H180V149H179ZM185 150H189V149L186 148ZM190 150H191V149H190ZM211 150H212V149H211ZM225 150H226V149H225ZM233 150H234V149H233ZM17 151H18V150H17ZM128 151H129V149H128ZM159 151H160V150H159ZM166 151H167V150H166ZM170 151H171V150H170ZM177 151H178V150H177ZM24 152H25V151H24ZM29 152H30V151H29ZM29 152H28V153H29ZM31 152H32V151H31ZM160 152H161V151H160ZM167 152H168V151H167ZM167 152H166V154H167ZM179 152H180V151H179ZM179 152H178V153H179ZM188 152H190V151H188ZM205 152H206V150H205ZM209 152H210V151H209ZM218 152H219V151H218ZM222 152H223V151H222ZM225 152H226V151H225ZM22 153H23V152H22ZM125 153H126V152H125ZM129 153H130V152H129ZM137 153H138V151H137ZM152 153H153V152H151V154H152ZM178 153H177V154H178ZM146 154H147V153H146ZM169 154H170V153H169ZM172 154H173V153H172ZM174 154H175V152H174ZM183 154H187V153L184 151ZM26 155H27V154H26ZM125 155H128V154H125ZM154 155H155V154H154ZM161 155H162V154H161ZM101 156H102V155H101ZM162 156H163V155H162ZM171 156H172V155H171ZM171 156H170V157H171ZM231 156H232V155H231ZM155 157H156V156H155ZM172 157H173V156H172ZM175 157H176V156H175ZM27 158H28V157H27ZM31 158H32V157H31ZM126 158H127V157H126ZM150 158H151V157H150ZM157 158H158V157H157ZM22 159H23V158H22ZM32 159H33V158H32ZM132 159H133V158H132ZM170 159H171V158H170ZM186 159H187V158H186ZM235 159H236V158H235ZM243 159H244V158H243ZM30 160H31V159H30ZM162 160H163V159H162ZM181 160H182V158H181ZM226 160H227V159H226ZM158 161H160V160L158 159ZM167 161H168V160H167ZM167 161H166V162H167ZM175 161H176V160H175ZM168 162H169V161H168ZM241 162H242V161H241ZM122 163H123V162H122ZM189 163H190V162H189ZM245 163H246V162H245ZM24 164H25V163H24ZM159 164H160V163H158L157 165H159ZM176 164H177V163H176ZM185 164H186V163H185ZM195 164H196V163H195ZM3 165H4V164H3ZM27 165H28V164H27ZM180 165H181V164H180ZM180 165H179V166H180ZM213 165H214V164H213ZM170 166H171V165H170ZM206 166H207V164H206ZM210 166H211V165H210ZM210 166H209V167H210ZM171 167H172V166H171ZM173 167H174V166H173ZM175 167H176V166H175ZM185 167H188V166H185ZM124 168H125V167H124ZM178 168H179V167H178ZM197 168H198V167H197ZM201 168H202V167H201ZM210 168H211V167H210ZM241 168H242V167H241ZM221 169H222V168H221ZM29 170H30V169H29ZM174 170H175V169H174ZM174 170H173V171H174ZM234 170H235V169H234ZM236 170H237V169H236ZM155 171H156V170H155ZM111 172H112V171H111ZM224 173H225V172H224ZM181 174H182V173H181ZM226 174L228 175V173H226ZM231 174H232V173H231ZM176 175H177V174H176ZM124 176H125V175H124ZM182 176H183V174H182ZM184 176H185V175H184ZM222 176H223V175H222ZM222 176H221V177H222ZM163 177H164V176H163ZM225 177H226V176H225ZM87 178H88V177H87ZM173 179H174V178H173ZM237 179H238V178H237ZM123 180H124V179H123ZM151 180H152V179H151ZM167 180H168V179H167ZM175 180H176V179H175ZM175 180H174L173 182H176ZM115 181H116V180H115ZM128 181H129V180H128ZM225 181H226V180H225ZM225 181H224V182H225ZM92 182H93V181H92ZM130 183H132V182L130 181ZM219 183H220V185H221V182H219ZM128 184H129V183H128ZM132 185H134V184H132ZM41 186H42V185H41ZM129 186H130V185H129ZM141 186H142V185H141ZM216 186H217V185H216ZM134 189H135V188H134ZM167 189H168V188H167ZM70 190H71V189H70ZM110 191H111V190H110ZM131 191H132V190H131ZM47 192H48V191H47ZM73 193H74V191H73ZM144 193H145V192H144ZM62 194H63V193H62ZM62 194H60L61 197H62ZM145 194H146V193H145ZM145 194H143V195H145ZM0 196H1V195H0ZM38 196H39V195H38ZM129 196H130V194H129ZM136 196H137V195H136ZM136 196H135L134 198H136ZM155 196H156V195H155ZM63 197H64V196H63ZM130 197H131V196H130ZM111 198H112V197H111ZM128 198H129V197H128ZM154 198H155V197H154ZM1 199H2V198H1ZM1 199H0V200H1ZM62 199H63V198H62ZM102 199H103V198H102ZM171 199H172V198H171ZM4 200H6V199H4ZM131 200H132V199H131ZM137 200H138V199H137ZM137 200H136V201H137ZM140 200H141V199H140ZM159 200H160V199H159ZM2 201H3V199H2ZM37 201H38V200H37ZM57 201H58V200H57ZM141 201L143 202V200H141ZM160 201H161V200H160ZM7 202H8V200H7ZM69 202H70V201H69ZM71 202H72V201H71ZM86 202H87V201H86ZM115 202H116V201H115ZM138 202H139V201H138ZM36 203H37V202H36ZM38 203H39V202H38ZM38 203H37V204H38ZM58 203H59V201L57 202V204H58ZM128 203H129V202H128ZM131 203H132V202H131ZM139 203H140V202H139ZM167 203H168V202H167ZM39 204H40V203H39ZM54 204H55V203H54ZM64 204H65V203H64ZM135 204H136V203H135ZM141 204H142V203H141ZM141 204H140V206H141ZM7 205H8V204H7ZM7 205H5V206H7ZM9 205H11V204H9ZM13 205L16 206L15 204H13ZM44 205H45V204H44ZM61 205H62V204H61ZM92 205H93V204H92ZM142 205H144V204H142ZM14 206H8V207H10V208L12 207V208H13ZM55 206H56V205H55ZM59 206H60V205H59ZM65 206H66V205H65ZM75 206H76V205H75ZM93 206H94V205H93ZM149 206H150V205H149ZM165 206H166V205H165ZM22 207H23V206H22ZM44 207H46V206H44ZM53 207H54V206H53ZM57 207H58V206H57ZM60 207H62V206H60ZM68 207H69V206H68ZM144 207H145V206H144ZM144 207H143V208H144ZM150 207H151V206H150ZM14 208H15V207H14ZM14 208H13V211H14ZM42 208H43V207H42ZM55 208H56V207H55ZM62 208H63V207H62ZM78 208H80V207H78ZM125 208H126V207H125ZM137 208H138V205H137ZM140 208H141V207H140ZM143 208H142V209H143ZM145 208H146V207H145ZM145 208H144V209H145ZM148 208H149V207H148ZM7 209H9V208H7ZM22 209H23V208H22ZM58 209H59V208H58ZM69 209H70V208H69ZM69 209H68V210H69ZM85 209H87V208H85ZM129 209H130V208H129ZM133 209H134V207H133ZM166 209H167V207H166ZM53 210H54V208H53ZM61 210H62V209H61ZM61 210H59V211L61 212ZM98 210H99V209H98ZM109 210H110V209H109ZM114 210H115V209H114ZM138 210H139V208H138ZM138 210L136 209V211H138ZM146 210H148V209H146ZM160 210H161V209H160ZM163 210H164V209H163ZM163 210H162V211H163ZM10 211L13 213L12 209H11ZM17 211H19V210H16V212H17ZM42 211H44V210H42ZM131 211L133 212L132 209H131ZM131 211H130V212H131ZM136 211H135V212H136ZM142 211H143V210H142ZM165 211H166V210H165ZM65 212H66V210H65ZM135 212H134V213H135ZM144 212H145V210H144ZM152 212H153V211H152ZM160 212H161V211H160ZM163 212H164V211H163ZM163 212H162V213H163ZM171 212H172V211H171ZM137 213L140 214L141 212H136L135 214H137ZM145 213H146V212H145ZM149 213H150V212H149ZM158 213H159V212H158ZM162 213H161V214H162ZM59 214H60V213H59ZM66 214H67V212H66ZM135 214H134V216H135ZM138 214H137V215H138ZM147 214H148V213H147ZM165 215H166V214H165ZM190 215H191V214H190ZM8 216H9V215H8ZM20 216H21V215H20ZM24 216H25V215H24ZM129 216H130V215H129ZM150 216H151V215H150ZM162 216H163V215H162ZM170 216L172 217V215H170ZM51 217H52V216H51ZM74 217H75V216H74ZM135 217L137 218V216H135ZM151 217H152V216H151ZM163 217H165V216H163ZM166 217H168V216H166ZM175 217H176V215H175ZM106 218H107V217H106ZM131 218H132V216H131ZM138 218H139V216H138ZM152 218H153V217H152ZM4 219H5V218H4ZM16 219H17V218H16ZM18 219H19V218H18ZM21 219H22V218H21ZM65 219H66V218H65ZM140 219H142L141 216H140ZM147 219H148V218H147ZM155 219H156V218H155ZM155 219H153V220L155 221ZM19 220H20V219H19ZM22 220H23V219H22ZM66 220H67V219H66ZM75 220H76V218H75ZM149 220H150V219H149ZM174 220H175V219H174ZM174 220H173V221H174ZM180 220H181V219H180ZM190 220H191V219H190ZM23 221H24V220H23ZM142 221H143V224H144V220H142ZM167 221L169 222V220H167ZM182 221H183V220H181V222H182ZM11 222L13 223V221H11ZM19 222H20V221H19ZM148 222H149V221H148ZM150 222H151V221H150ZM150 222H149V223H150ZM213 222H214V221H213ZM22 223H23V222H22ZM137 223H138V222H137ZM139 223H140V222H139ZM182 223H184V222H182ZM182 223H181V224H182ZM13 224H15V222H14ZM28 224H29V222H28ZM167 224H169V223H167ZM178 224H180V223L178 222L177 225H178ZM8 225H9V223H8ZM16 225H17V224H16ZM16 225H15V226H16ZM24 225H25V223L23 224V226H24ZM94 225H95V224H94ZM18 226H19V225H18ZM25 226H27V225H25ZM97 226H98V225H97ZM97 226H96V227H97ZM141 226H142V225H141ZM151 226H153V225L151 224ZM175 226H176V225H175ZM180 226H181V225H180ZM184 226H186V225H184ZM9 227H10V226H9ZM96 227H95V228H96ZM165 227H166V226H165ZM176 227H177V226H176ZM178 227H179V226H178ZM202 227H203V226H202ZM11 228H12V227H11ZM22 228H23V227H22ZM98 228H99V227H98ZM104 228H105V227H104ZM106 228H107V227H106ZM143 228H144V227H143ZM166 228H167V227H166ZM166 228H164V229H166ZM180 228H181V227H180ZM180 228H179V229H180ZM191 228H192V227H191ZM20 229H21V227H20ZM24 229H25V228H24ZM24 229H23V230H24ZM31 229H32V228H31ZM169 229H171V227H170ZM176 229H177V228H176ZM203 229H204V228H203ZM28 230H29V229H28ZM146 230H147V229H146ZM205 230H206V229H205ZM21 231H22V229H21ZM97 231H98V230H97ZM99 231H100V230H99ZM161 231H162V230H161ZM171 231H173V230H171ZM179 231H180V230H179ZM181 231H182V230H181ZM209 231H210V230H209ZM223 231H224V230H223ZM17 232H18V230H17ZM26 232H27V230H26ZM173 232H174V231H173ZM176 232H177V231L175 230V233H176ZM195 232H196V231H195ZM207 232H208V231H207ZM27 233H28V232H27ZM27 233H26V234H27ZM35 233H36V232H35ZM161 233L164 234L163 231H162ZM171 233H172V232H171ZM210 233H211V232H210ZM231 233H232V232H231ZM231 233H230V234H231ZM28 234H30V233H28ZM28 234H27V235H28ZM146 234H147V233H146ZM172 234H174V233H172ZM179 234L181 235V238H182V236L184 235V234L182 235V233H179ZM179 234H176V235H179ZM186 234H187V233H186ZM207 234H208V233H207ZM213 234H214V233H213ZM228 234H229V233H228ZM180 235H179V236H180ZM225 235H226V234H225ZM21 236H22V235H21ZM23 236H25V234H24ZM165 236H166V235H165ZM188 236H189V235H188ZM207 236H208V235H207ZM213 236H214V235H213ZM229 236H230V235H229ZM28 237H29V236H28ZM28 237H26V238L28 239ZM160 237H161V236H160ZM160 237H159V238H160ZM163 237H164V236H163ZM173 237H174V236H173ZM176 237H177V236H176ZM176 237H175V238H176ZM204 237H205V236H204ZM220 237H221V236H220ZM230 237H231V236H230ZM259 237H260V236H259ZM167 238H168V237H167ZM179 238H180V237H179ZM179 238H178V239H179ZM181 238H180V239H181ZM186 238H187V237H186ZM186 238L184 237L183 240H185ZM192 238H193V237H192ZM192 238H191V239H192ZM197 238H198V237H197ZM260 238H261V237H260ZM31 239H32V238H31ZM164 239H165V238H164ZM173 239H174V238H173ZM176 239H177V238H176ZM205 239H206V238H205ZM159 240H160V239H159ZM192 240H193V239H192ZM206 240H207V239H206ZM228 240H229V239H228ZM230 240H231V239H230ZM28 241H29V240H28ZM160 241H161V240H160ZM187 241H188V240H187ZM231 241H232V240H231ZM234 241H235V240H234ZM102 242H104V241L102 240ZM162 242H163V241H162ZM178 242H179V241H178ZM189 242H190V241H189ZM189 242H188V245H189ZM256 242H257V240H256ZM104 243H105V242H104ZM130 243H131V245H132V242H130ZM167 243H168V242H167ZM184 243L187 244V242H184ZM208 243H209V242H208ZM232 243H233V242H232ZM84 244H85V243H84ZM186 244H185V245H186ZM233 244H234V243H233ZM263 244H264V243H263ZM181 245H182V244H181ZM249 245H250V244H249ZM189 246H190V245H189ZM251 246H252V245H251ZM258 246H259V245H258ZM89 247H91V246H89ZM263 247H264V246H263ZM181 248L184 249L185 246H184V248H183V247H181ZM261 248H262V247H261ZM82 249H83V248H82ZM90 249H91V248H90ZM90 249H89V250H90ZM92 249H93V248H92ZM249 250H250V249H249ZM185 251H186V250H185ZM210 251H211V250H210ZM5 252H6V251H5ZM88 252H89V251H88ZM88 252H87V255H88ZM92 252H93V251H92ZM76 253H77V252H76ZM76 253H74V254H76ZM186 253H187V252H186ZM89 254H90V253H89ZM93 254H94V253H93ZM93 254H92V256H93ZM98 254H99V253H98ZM98 254H97V255H98ZM100 254H101V253H100ZM83 255H85V254H83ZM74 256H76V255H74ZM189 256H190V255H189ZM50 257H51V256H50ZM77 257H80V256L77 255ZM83 257H84V256H83ZM89 257H90V256H88L87 258H89ZM246 257H247V256H246ZM246 257H245V258H246ZM257 257H258V256H257ZM107 258H108V257H107ZM107 258H106V259H107ZM49 259H50V258H49ZM73 259H74V260H77L76 258H73ZM83 259H84V258H83ZM90 259H91V258H90ZM133 259H134V258H133ZM255 259H256V258H255ZM258 259H259V258H258ZM81 260H82V258H81ZM108 260H109V259H108ZM143 260H144V258H143ZM52 261H53V260H52ZM71 261H72V260H71ZM77 261H78V260H77ZM84 261H85V260H84ZM109 261H110V260H109ZM144 261H146V260H144ZM255 261H256V260H255ZM259 261H260V260H259ZM72 262H73V261H72ZM85 262H86V261H85ZM85 262H84V264H85ZM154 262H155V261H154ZM154 262H153V264H154ZM260 262H261V261H260ZM21 263H22V262H21ZM21 263H20V264H21ZM53 263H54V262H53ZM145 263H146V262H145ZM255 263H256V262H255ZM33 264H34V263H33ZM75 264H78V263L76 262ZM128 264H129V263H128ZM136 264H138V262H137ZM142 264H143V262H142ZM147 264H148V263H147ZM155 264H156V262H155Z\"/></svg>",
    "mask_w": 264,
    "mask_h": 264
}]
</instances>
